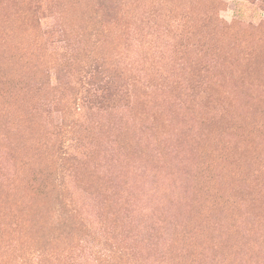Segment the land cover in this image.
<instances>
[{
  "label": "rangeland",
  "instance_id": "obj_1",
  "mask_svg": "<svg viewBox=\"0 0 264 264\" xmlns=\"http://www.w3.org/2000/svg\"><path fill=\"white\" fill-rule=\"evenodd\" d=\"M0 264H264V0H0Z\"/></svg>",
  "mask_w": 264,
  "mask_h": 264
},
{
  "label": "trees",
  "instance_id": "obj_2",
  "mask_svg": "<svg viewBox=\"0 0 264 264\" xmlns=\"http://www.w3.org/2000/svg\"><path fill=\"white\" fill-rule=\"evenodd\" d=\"M95 82L99 86L98 89H96L95 91L98 92V94L99 92H101L103 94L102 97H105L108 95H114V93L118 91V88L115 85V81H113V79L108 78V80H106L105 77H101L97 79ZM60 224H63V223L61 222Z\"/></svg>",
  "mask_w": 264,
  "mask_h": 264
}]
</instances>
